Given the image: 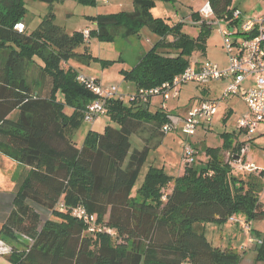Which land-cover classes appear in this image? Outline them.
Listing matches in <instances>:
<instances>
[{
    "label": "trees",
    "instance_id": "16d2710c",
    "mask_svg": "<svg viewBox=\"0 0 264 264\" xmlns=\"http://www.w3.org/2000/svg\"><path fill=\"white\" fill-rule=\"evenodd\" d=\"M39 1L48 4V12L27 31L25 0H0V155L28 167L0 227V237L16 243L6 258L11 264H238L242 255L212 244L203 223L264 217V170L236 172L232 166L244 143L238 140L241 130L222 132L223 144L205 146V160L184 164L179 176L149 165L137 186L150 149L167 133L163 126L170 122V112L165 107L150 110L151 97H129L127 102L110 98L104 114L109 123L103 130H88L81 147L73 140L85 121L86 106L96 96L77 80L80 72L69 61L90 57L91 38L113 41L137 35L143 27L158 37L135 65L119 70L137 95L204 61L211 29L207 18L198 36L192 37L184 32L182 21L152 15L157 1L171 0H132L131 11L88 16L93 27L85 29V36V30L67 32L55 23L53 5L65 0ZM209 3L216 18L237 28L231 0ZM17 22L24 24L22 31L14 28ZM29 63L37 68L31 80ZM232 112L229 108L224 113V122ZM146 128L157 142L132 148L130 137ZM223 152L229 153L228 161ZM169 184L171 190L165 192ZM33 204L53 217L42 222ZM77 207L94 215L101 230L89 232L72 214ZM261 244L257 255L264 264Z\"/></svg>",
    "mask_w": 264,
    "mask_h": 264
},
{
    "label": "rangeland",
    "instance_id": "374dc122",
    "mask_svg": "<svg viewBox=\"0 0 264 264\" xmlns=\"http://www.w3.org/2000/svg\"><path fill=\"white\" fill-rule=\"evenodd\" d=\"M208 0H171L159 1L152 9L156 16L166 18L172 22H183V30L192 37H197L201 32L200 24L204 15L202 8L206 5ZM26 14L24 16V23L27 31H31L37 27L43 16L48 12V4L39 0H25ZM231 7H235L240 12L238 26L243 22L254 19L264 14L263 0H231ZM133 9L132 0H96V4H83L75 0H65L62 3L53 5V12L55 13V23L64 27L67 32L74 30H83L84 28H92L93 23L85 17L86 15L94 16L98 13H110L118 10L130 11ZM153 12V11H152ZM195 13H198L194 15ZM197 17V20L195 18ZM207 20L210 23L211 29L206 34L208 35L206 46V55L203 60L221 63L220 68H225L228 64V55L223 48L222 29L226 28V22L223 18H216L210 15ZM172 39V37H169ZM158 37L153 34L147 27H143L137 35L129 37L118 36L113 41L100 40L93 37L89 40L88 53L89 56L84 58H72L70 63L79 69L84 74H91L87 76L94 77L103 87L116 86L118 93L127 102L128 98L134 93L135 86L131 81L124 80L119 70L121 68H131L138 61V58L146 52L156 41ZM82 52V48H78ZM122 58L121 61H117ZM104 60H116L113 64L104 65ZM215 62V63H217ZM28 80H31L37 75V68L31 63L28 64ZM228 80H210L206 84H196L193 82L182 85L179 91L178 99H171L163 102L160 96H153V103L155 107L160 105L162 100L163 105L168 108H174L176 104L180 106L178 116L172 117L173 129L162 136L156 145L150 149L146 161L141 169L136 186L139 184L149 165L162 168L164 172L170 176L176 177L182 171V148L181 142L185 136L181 132L182 124L181 118L188 106L197 103L198 99L203 97L209 100L218 102L217 114L203 126L199 125L196 132L189 138L191 143H195L198 150L197 157H204L203 150L205 146H221L223 144L222 132L238 131L237 119L245 113L246 107L241 96H233L227 98L225 101H219L222 96ZM209 88L208 93L202 91ZM153 107V108H155ZM225 107H233V112L224 122ZM156 110V109H154ZM69 113V110L67 111ZM107 116L99 117V122L84 121L81 126L74 133L73 140L77 146L81 147L84 143L86 134L90 128L101 131L102 126L107 124ZM92 125L94 127H92ZM149 127V126H148ZM258 132V131H257ZM150 130L146 128L140 134L137 133L130 137L132 148H142L144 144L150 147L157 141L155 138H150ZM258 134V133H256ZM255 134V135H256ZM244 132L238 134V140H244ZM156 137V136H155ZM146 138V139H144ZM155 139V140H154ZM249 150L247 152V162L253 163L259 169L264 170V134L256 135L251 142L248 143ZM224 160L230 159L228 152L222 153ZM14 163L12 160L2 157L0 155V189L4 191L9 190L12 184V169ZM171 184L165 189V192L170 189ZM35 210L43 222L47 218H52V214L46 209L34 205ZM264 211V205L261 207ZM249 222L250 228L246 227V220L242 217H235L239 220H228L222 223H203V232L205 236L214 245L221 247H230L234 251L242 255L238 264H262L258 259L259 246L264 242V217ZM16 244L7 237H0V247L3 249L0 252V264H11L6 258L8 249ZM30 240H28V245Z\"/></svg>",
    "mask_w": 264,
    "mask_h": 264
},
{
    "label": "built area",
    "instance_id": "2783aa9c",
    "mask_svg": "<svg viewBox=\"0 0 264 264\" xmlns=\"http://www.w3.org/2000/svg\"><path fill=\"white\" fill-rule=\"evenodd\" d=\"M264 1V0H263ZM204 18L214 15L209 0L202 8ZM240 12L236 9L232 12L233 19H239ZM14 28L18 31L24 29L22 22H17ZM223 48L228 55V64L225 68H220L209 60L199 61L197 64L189 65L183 72L175 75L170 82H165L160 86L149 89H140L137 95L131 98H139L147 101L150 97L160 95L163 102L171 99H178L182 85L193 82L204 84L210 80L228 79L227 86L219 101H224L229 97L241 96L246 107V111L237 119V128L245 133L244 143L237 155L233 159V167L236 172H254L260 170L253 163L246 161L249 150L248 143L251 137L257 133L259 127L264 126V14L254 19L243 22L237 28L222 29ZM248 33V35H243ZM88 30L84 31L87 36ZM251 34H254L251 36ZM252 77L251 84L243 87V83ZM77 80L88 90L95 94L96 98L91 101L85 109L84 120L94 122L106 113V102L110 98H120L116 86L103 87L94 77L79 73ZM218 102L215 100H203L188 108L181 118V132L185 136L181 142L183 164L193 163L196 151L188 141L196 128L202 123L210 122L216 115ZM173 129L172 122L163 126V130L169 132ZM235 157V156H234ZM72 214L81 219L87 226L89 232L100 231L94 215L86 213L82 207H77ZM231 221L239 220L231 217ZM250 228L249 222L245 223ZM0 247V252H2ZM10 248L8 249V252Z\"/></svg>",
    "mask_w": 264,
    "mask_h": 264
},
{
    "label": "crops",
    "instance_id": "0c3cea01",
    "mask_svg": "<svg viewBox=\"0 0 264 264\" xmlns=\"http://www.w3.org/2000/svg\"><path fill=\"white\" fill-rule=\"evenodd\" d=\"M159 1H157L156 2V4L158 3ZM155 4V5H156ZM131 11V10H130ZM153 11V12H152ZM151 13H152V15L154 16V17H160V16H156V14L154 13V9H151ZM88 16H90V15H86L85 17H88ZM160 18H162V17H160ZM85 29H87V28H84L83 30H85ZM215 62H217V61H215ZM214 62V63H215ZM69 64L70 65H72V66H74V64L73 63H70V61H69ZM217 65H218V67H221L222 65H221V63H219V62H217L216 63ZM75 67V66H74ZM76 68V67H75ZM77 69V68H76ZM78 70V72H80L81 74H84V73H82L79 69H77ZM84 75H91V74H84ZM228 80V79H227ZM251 81H252V77H249L247 80H245V82L243 83V87H246V86H248L249 84H251ZM204 84H206V83H204ZM204 84H202V85H204ZM180 89H182V88H180ZM208 91H209V88H207V89H205V90H203L202 92L203 93H208ZM157 96H160V95H157ZM153 97V96H152ZM151 97V99H150V105H149V108H150V110H152V111H154V109H158L160 106H163V107H165L166 108V110L167 111H169L170 112V114H169V120L172 118V117H175V116H178V111H179V108H180V106L178 105V104H176L175 105V107L174 108H168L167 107V105H166V103H165V105H163V102H162V100L160 101V105L158 104V106H156L155 107V104L153 103V98ZM161 97V96H160ZM204 97V96H203ZM203 97H201V98H199L198 99V101H197V103L201 100V99H203ZM231 98V97H230ZM162 99V98H161ZM197 103H195V104H197ZM244 103V102H243ZM195 104H193V105H195ZM192 104L190 105V106H188L187 108H186V110L188 109V108H190L191 106H193ZM153 107H155V108H153ZM232 109V111H233V107H225V112H227V110L228 109ZM186 110H185V112H186ZM217 112H218V110H217ZM217 114V113H216ZM185 115V113H183V115H182V117ZM99 122V119L98 120H96V122ZM171 122V121H170ZM106 123H109V120L107 119V122ZM105 125L106 124H104V126H102L103 128L105 127ZM92 127H94L93 125H92ZM206 127H209V126H204L203 128L205 129ZM90 129H92V130H94V128H90ZM103 130V129H102ZM101 130V131H102ZM94 131H97V130H94ZM101 131H97V132H101ZM258 132V134H256V135H259V134H264V126H261V127H259V129L257 130ZM195 134V133H194ZM193 134V135H194ZM192 135V136H193ZM256 135H254L253 136V138H256ZM193 144V143H192ZM195 144V143H194ZM194 144H193V146H194ZM79 147V146H78ZM196 147V146H195ZM182 150V149H181ZM195 151H196V155H195V160H196V163L198 162V161H200L199 159L200 158H198L197 157V153H198V150L197 149H195ZM203 154H204V157H201V161H203V160H205V152L203 151ZM2 156V155H1ZM2 157H4V156H2ZM7 158V157H6ZM9 159V158H8ZM246 159H247V156H246ZM11 160V159H10ZM13 161V160H12ZM14 163H18V162H16V161H13ZM232 164H233V162H232ZM257 165V164H256ZM183 166H184V164H183V162H182V171H181V173L180 174H182V172H183ZM233 166V165H232ZM233 169H234V167H233ZM235 170V169H234ZM261 170V169H260ZM146 171V170H145ZM27 172H28V167H25V166H22L20 163H18V165H14L13 166V169H12V179H13V181H12V184L13 185H10L9 186V190L8 191H4V190H1L0 189V227H1V225L5 222V220H6V218H7V216L9 215V213H10V211H11V209H12V200H13V197H14V192H16L17 190H18V188L20 187V183H22V181L24 180V178H25V176H26V174H27ZM179 174V175H180ZM170 190H171V187H170V189H169V192H170ZM260 202L264 205V188H263V191L260 193Z\"/></svg>",
    "mask_w": 264,
    "mask_h": 264
},
{
    "label": "water",
    "instance_id": "95a60500",
    "mask_svg": "<svg viewBox=\"0 0 264 264\" xmlns=\"http://www.w3.org/2000/svg\"><path fill=\"white\" fill-rule=\"evenodd\" d=\"M235 159L237 158V155H235V157H234ZM259 218H262V216H260Z\"/></svg>",
    "mask_w": 264,
    "mask_h": 264
}]
</instances>
